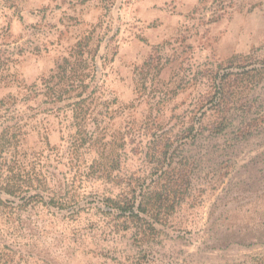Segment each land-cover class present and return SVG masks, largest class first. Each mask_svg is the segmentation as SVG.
Masks as SVG:
<instances>
[{
	"label": "rangeland",
	"instance_id": "obj_1",
	"mask_svg": "<svg viewBox=\"0 0 264 264\" xmlns=\"http://www.w3.org/2000/svg\"><path fill=\"white\" fill-rule=\"evenodd\" d=\"M78 42L75 119L46 84ZM260 65L264 0H0V264H264ZM179 172L153 233L109 211Z\"/></svg>",
	"mask_w": 264,
	"mask_h": 264
},
{
	"label": "trees",
	"instance_id": "obj_2",
	"mask_svg": "<svg viewBox=\"0 0 264 264\" xmlns=\"http://www.w3.org/2000/svg\"><path fill=\"white\" fill-rule=\"evenodd\" d=\"M78 49H75L70 54L69 58H63L62 62L58 63L55 72L50 76L53 84H48L47 88L51 91V97L54 101L68 99V103L72 106L73 117L78 119V116L86 114L90 110L87 104L85 105L86 98L90 97L94 92L95 86L89 90L91 83L90 78L94 79L96 72L95 66L90 67L87 58L84 57V49L82 43L76 44ZM257 71L264 70V65L253 68ZM252 69V70H253ZM51 82V80L44 81ZM76 91L74 96H68L70 92ZM175 175V174H174ZM171 174L172 185L174 190H165L155 194L143 192L141 190L132 191L130 197H122L120 199L108 198L107 207L109 211L118 210L121 217L124 218V223H137L139 222L142 227V233L151 234L156 231L155 222L161 212L172 209L174 202L181 199L184 191V176L181 172ZM173 192V193H171ZM172 196V199L171 197Z\"/></svg>",
	"mask_w": 264,
	"mask_h": 264
}]
</instances>
